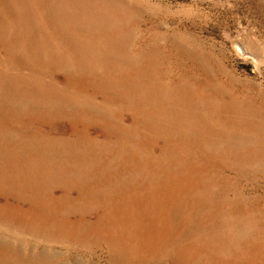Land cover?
I'll return each instance as SVG.
<instances>
[{"label": "rangeland", "instance_id": "obj_1", "mask_svg": "<svg viewBox=\"0 0 264 264\" xmlns=\"http://www.w3.org/2000/svg\"><path fill=\"white\" fill-rule=\"evenodd\" d=\"M0 264H264V0H0Z\"/></svg>", "mask_w": 264, "mask_h": 264}]
</instances>
